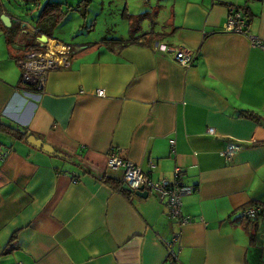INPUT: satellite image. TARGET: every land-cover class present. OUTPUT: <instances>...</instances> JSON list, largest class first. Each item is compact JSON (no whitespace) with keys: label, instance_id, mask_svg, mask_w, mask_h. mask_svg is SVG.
I'll list each match as a JSON object with an SVG mask.
<instances>
[{"label":"crops","instance_id":"obj_1","mask_svg":"<svg viewBox=\"0 0 264 264\" xmlns=\"http://www.w3.org/2000/svg\"><path fill=\"white\" fill-rule=\"evenodd\" d=\"M168 6L164 40L191 52V64L150 45L159 30L72 42L69 62L50 69L40 91L22 82L17 58L63 41L0 6L11 20L0 19V120L68 154L0 129V264H264V0ZM231 6L248 14L244 32L225 29ZM228 142L240 145L230 158L221 153ZM111 151L155 179L180 167L192 187L181 217L169 218L166 197L104 182L122 177L107 168ZM252 204L262 212L242 216Z\"/></svg>","mask_w":264,"mask_h":264},{"label":"built area","instance_id":"obj_2","mask_svg":"<svg viewBox=\"0 0 264 264\" xmlns=\"http://www.w3.org/2000/svg\"><path fill=\"white\" fill-rule=\"evenodd\" d=\"M245 20L241 10L229 7L225 29L244 32ZM253 44H261V40L251 37ZM46 41H40V48H28L24 53L18 57L17 63L21 68V79L25 83L36 86V91L43 88V83L46 75L50 69L59 68L69 62V55L72 48L70 43L60 42L55 40V45H49ZM51 46V47H50ZM152 46L162 51L172 52L175 59L182 65H189L193 62L192 54L185 51L183 47H172L165 43L158 41L153 42ZM98 95H104V89L96 90ZM208 132H214L213 127H207ZM171 144L174 139L169 140ZM240 148L239 144L228 142L221 153L230 158ZM5 153H0V158L4 157ZM107 168L118 169L121 168L122 181L130 186L131 189H138L143 187L148 190V193H153L160 200L167 198L168 216L169 218L181 217L180 206L181 197L183 194L192 190V187L182 182V170L180 167L174 169V176L172 180L166 177L158 179L153 178L150 174L142 171L141 167L129 159L119 157L115 152L111 151L107 159ZM261 210L258 204H252L242 210L243 215L248 217L256 216ZM185 220V218L183 219ZM171 242L167 241L170 246ZM169 252L172 250L169 248ZM13 264H22L21 262H14Z\"/></svg>","mask_w":264,"mask_h":264},{"label":"rangeland","instance_id":"obj_3","mask_svg":"<svg viewBox=\"0 0 264 264\" xmlns=\"http://www.w3.org/2000/svg\"><path fill=\"white\" fill-rule=\"evenodd\" d=\"M44 2L45 0H0V6L31 21L37 17V12L40 9L36 8L37 4L42 6ZM170 2L171 0H73L72 3L62 2L65 14L59 24L53 27V34L66 43L95 41L102 38L103 35L120 37L121 35H136L138 32L148 34L154 30L163 32L169 38V13L172 9V6H168ZM2 44H4V37L0 32V50ZM55 159L64 161L62 158ZM166 178L172 179L173 177Z\"/></svg>","mask_w":264,"mask_h":264},{"label":"trees","instance_id":"obj_4","mask_svg":"<svg viewBox=\"0 0 264 264\" xmlns=\"http://www.w3.org/2000/svg\"><path fill=\"white\" fill-rule=\"evenodd\" d=\"M62 5H64V4H62V2H60V1H57V0H48L39 9V12L37 14V17H36L35 21H36L37 24H39V25L42 26L41 30L43 32H45L49 37H54L53 27L57 26L59 24L60 19L62 17H64L65 12L63 10V6ZM243 17H244L245 26H246V22H248V20H249L248 19L249 18L248 17V14L245 13L243 15ZM244 30H245V28H244ZM139 33L140 32L136 33V35L139 34ZM143 34L145 35L147 33L144 32ZM143 34H142V36H143ZM136 35H129L128 37L130 39H135V36ZM165 37L166 36H165V34L163 32H159L158 31L154 35L150 36V38H151L150 41L151 42L158 41L160 43L161 42L162 43H165L168 46L178 47V46H174L171 43L166 42L164 40ZM113 38H116V37H108V36L103 35V37L101 39L103 40V39H113ZM151 42H149L150 45L153 44V43L151 44ZM21 75H22V73H21ZM20 78H22V77H20ZM23 83H25V82H23ZM27 84H29V83H27ZM30 85H32L33 88L36 90V86L35 85H33V84H30ZM239 115L242 116V117H245V118H251L255 122H261L262 121L261 116L256 111H253V110H248V109L240 110L239 111ZM0 129L3 130V131H5V132H7V133H10L14 138L19 139V140H22V141H26V137L29 134H34L35 135V133H33L31 130H29L27 126H21V125L9 123V122L7 123V122L1 121V120H0ZM35 136L36 137H39V135H35ZM43 141H45V140H43ZM55 149L57 151L63 153L65 156H68V154L66 152L60 150L59 148H55ZM50 155H53V154H50ZM52 157H56V156H52ZM64 158H66V157H64ZM101 179L104 182H106L108 185H110L112 188H114L115 190H117L119 192H122L123 194H125L127 196H129V194L131 193L130 191H128L125 188H123V186H122V184H123L122 178L115 179L113 177H110V176H107V175L103 174L101 176ZM262 210L263 209H261L259 211V213L262 212ZM241 215L242 216H246V215H243V214H241ZM251 218H253V217H251ZM15 238H16V233L13 234V236H11V241L14 240ZM12 248H13V246L11 245V246H9V249L8 250H10Z\"/></svg>","mask_w":264,"mask_h":264},{"label":"water","instance_id":"obj_5","mask_svg":"<svg viewBox=\"0 0 264 264\" xmlns=\"http://www.w3.org/2000/svg\"><path fill=\"white\" fill-rule=\"evenodd\" d=\"M0 19L3 22L4 25L6 26H10L11 24V20L10 17L8 15H6L5 13H0ZM46 38V37H45ZM26 141L34 146H36L37 148L49 153V154H53L56 155L58 157H65V155L59 151H57L53 145H51L48 142L43 141L41 138L36 137L34 134H29L26 137ZM123 188H125L126 190L135 193L136 195L140 196V197H147L148 196V190L144 189L143 187H140L138 189H131L130 186L128 184H126L125 182H123L122 184Z\"/></svg>","mask_w":264,"mask_h":264}]
</instances>
